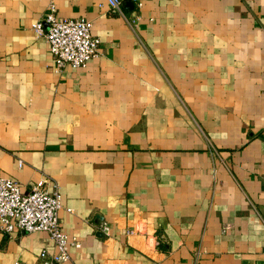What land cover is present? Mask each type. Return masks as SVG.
I'll list each match as a JSON object with an SVG mask.
<instances>
[{"label":"crops","instance_id":"obj_1","mask_svg":"<svg viewBox=\"0 0 264 264\" xmlns=\"http://www.w3.org/2000/svg\"><path fill=\"white\" fill-rule=\"evenodd\" d=\"M140 2L0 0V176L57 186L65 264H264V0ZM51 3L93 23L85 68L31 29ZM42 251L0 232V264Z\"/></svg>","mask_w":264,"mask_h":264},{"label":"built area","instance_id":"obj_2","mask_svg":"<svg viewBox=\"0 0 264 264\" xmlns=\"http://www.w3.org/2000/svg\"><path fill=\"white\" fill-rule=\"evenodd\" d=\"M134 1L138 7L142 6L140 0ZM108 3L113 11L122 12V0H108ZM31 29L36 37L47 43L57 70L85 68L99 55L101 41L93 33V23L83 18L58 17L53 3ZM22 166L18 161V167ZM61 208V193L57 186L49 191L45 189L44 181H38L29 192H23L17 181L0 176V232L46 233L55 253L48 258L45 251L40 252L41 264H65L70 260V248L80 247V242L69 238L62 228ZM99 228L102 234L109 236L107 223H102Z\"/></svg>","mask_w":264,"mask_h":264}]
</instances>
